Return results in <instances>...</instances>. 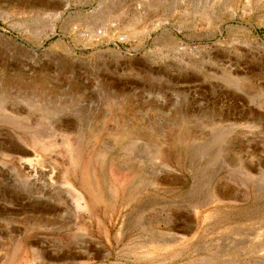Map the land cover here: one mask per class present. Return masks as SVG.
Wrapping results in <instances>:
<instances>
[{
	"label": "rangeland",
	"instance_id": "rangeland-1",
	"mask_svg": "<svg viewBox=\"0 0 264 264\" xmlns=\"http://www.w3.org/2000/svg\"><path fill=\"white\" fill-rule=\"evenodd\" d=\"M259 240L264 0H0V264H264Z\"/></svg>",
	"mask_w": 264,
	"mask_h": 264
},
{
	"label": "bare ground",
	"instance_id": "bare-ground-1",
	"mask_svg": "<svg viewBox=\"0 0 264 264\" xmlns=\"http://www.w3.org/2000/svg\"><path fill=\"white\" fill-rule=\"evenodd\" d=\"M102 18V17H101ZM101 18H99V20L101 21V23L102 24H104L105 22H104V20L102 21L101 20ZM33 98V97H32ZM35 100H37V98L36 99H31L30 98V101H28L27 103V110H28V112L30 113V114H34V112L35 111H39L40 109H39V106H35V104L37 103V102H35ZM21 110V109H20ZM26 110V111H27ZM22 111V110H21ZM41 111V110H40ZM14 113H16V112H14ZM15 115V114H14ZM18 115V114H17ZM22 115V114H21ZM29 115V114H28ZM12 117H14V116H12ZM16 117V116H15ZM22 117H25V116H23L22 115ZM21 117V118H22ZM18 118H20V114H19V116H18ZM29 121L31 122V124L32 125H34L33 123H35V120L33 121V119L31 118V119H29ZM28 122V121H27ZM31 125V126H32ZM35 126V128L38 130V128L39 127H36V125H34ZM58 127V126H57ZM45 128V127H44ZM57 129V128H56ZM40 130V129H39ZM37 131L38 133H36L37 135L40 133V131ZM51 130V129H50ZM59 130V129H58ZM54 131V130H53ZM52 131V132H53ZM29 132H31V131H29ZM34 132V131H33ZM33 132H31V134H33ZM36 132V131H35ZM34 132V133H35ZM44 132L45 131H43V129L41 130V134H39V136L40 135H42V136H44ZM43 133V134H42ZM30 134V133H29ZM46 134V133H45ZM50 134V133H49ZM34 135V134H33ZM37 135H35L36 137H37ZM50 135H54V133H51ZM85 135V134H84ZM84 135H80L79 134V136H82V138H80V139H83V137L85 138V136ZM93 136V135H92ZM34 137V136H33ZM61 138H62V143L63 142H66L65 143V145H66V147H67V154L71 157V159H72V161L74 162V163H76V164H79V163H81V166H82V162H83V166H82V169H81V174H82V176L84 177V179H86V182H87V186H88V188H87V193H88V195L89 196H91V199L94 201V203H96L97 201H98V189H97V184H96V179L95 180H93L92 179V176H93V174L96 172V171H98V170H104L105 169V167H104V165H103V162L102 161H100L99 159H98V151L95 149V147L93 146L94 145V143H92L91 145H89L88 146V148L87 147H85L84 148V146H83V148H84V152L82 153L81 152V154L79 153V155H82V156H80V157H78L79 155H78V152H80V151H78V149H75L76 147H77V145L78 144H75V141H77V138L79 139V137H78V133L77 134H70V133H68V134H61V136H60ZM91 137V136H90ZM93 137H95V136H93ZM92 137V138H93ZM32 138V137H31ZM35 138V137H34ZM40 138V137H39ZM91 138V139H92ZM76 139V140H75ZM68 141V142H67ZM83 141V140H82ZM61 143V144H62ZM87 143V142H86ZM82 144V143H81ZM146 144V143H145ZM149 144V143H148ZM76 145V146H75ZM83 145H85V143L83 144ZM153 145V144H152ZM80 146V145H79ZM82 150V149H81ZM154 150V149H153ZM153 152V151H152ZM69 157V158H70ZM167 158V157H166ZM178 163V162H177ZM105 164V163H104ZM104 173H105V171H104ZM107 174V173H106ZM100 176V175H99ZM104 176H105V174H104ZM113 178H110V177H108L109 178V185H108V190L109 191H111L112 190V194H114L115 196H116V198L117 197H119V196H117V194H118V190H121V189H119L120 188V184H121V177H119V178H117L115 175L114 176H112ZM105 178V177H104ZM107 178V179H108ZM106 179V178H105ZM106 179V180H107ZM125 180V179H124ZM108 181V180H107ZM123 182V181H122ZM108 183H105V184H108ZM124 188V187H123ZM123 188H122V191H123ZM114 192V193H113ZM104 194V193H103ZM127 195V194H126ZM120 198H121V196H120ZM124 198V197H123ZM135 199V198H134ZM118 200H120V199H118ZM127 200V199H126ZM254 243H256V245H258L257 247H260L261 248V250H263L264 249V247L262 248V244H264V242L263 241H261V240H259V241H254ZM259 253V252H258Z\"/></svg>",
	"mask_w": 264,
	"mask_h": 264
}]
</instances>
